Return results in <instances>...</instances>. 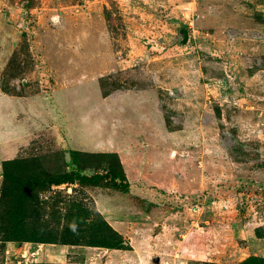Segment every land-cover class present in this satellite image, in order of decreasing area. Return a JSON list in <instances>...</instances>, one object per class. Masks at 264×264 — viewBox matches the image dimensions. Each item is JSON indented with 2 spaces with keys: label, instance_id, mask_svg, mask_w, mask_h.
<instances>
[{
  "label": "rangeland",
  "instance_id": "rangeland-1",
  "mask_svg": "<svg viewBox=\"0 0 264 264\" xmlns=\"http://www.w3.org/2000/svg\"><path fill=\"white\" fill-rule=\"evenodd\" d=\"M0 224V264H264V0H0Z\"/></svg>",
  "mask_w": 264,
  "mask_h": 264
},
{
  "label": "trees",
  "instance_id": "trees-1",
  "mask_svg": "<svg viewBox=\"0 0 264 264\" xmlns=\"http://www.w3.org/2000/svg\"><path fill=\"white\" fill-rule=\"evenodd\" d=\"M1 221H2V220H1ZM2 231H3V232H2ZM6 231H7V230H2V228H1V224H0V233H4V235H6V237H8Z\"/></svg>",
  "mask_w": 264,
  "mask_h": 264
}]
</instances>
